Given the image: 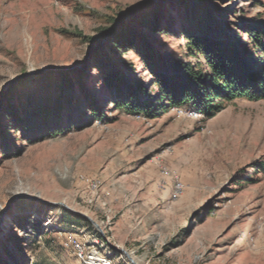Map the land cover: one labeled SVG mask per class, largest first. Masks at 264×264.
<instances>
[{
	"label": "rangeland",
	"instance_id": "obj_1",
	"mask_svg": "<svg viewBox=\"0 0 264 264\" xmlns=\"http://www.w3.org/2000/svg\"><path fill=\"white\" fill-rule=\"evenodd\" d=\"M144 1L0 0V264H79L69 233L112 264H264V99L148 119L105 80L153 99L168 60L203 63L185 34L246 45L264 0H150L103 38Z\"/></svg>",
	"mask_w": 264,
	"mask_h": 264
},
{
	"label": "trees",
	"instance_id": "obj_2",
	"mask_svg": "<svg viewBox=\"0 0 264 264\" xmlns=\"http://www.w3.org/2000/svg\"><path fill=\"white\" fill-rule=\"evenodd\" d=\"M152 5L154 6V2L144 1L139 8L130 11L126 16L113 19L111 26L102 31L103 38L110 41L118 40L115 41L116 44H121L123 35L117 37L115 32L117 28L127 18ZM153 26V23L146 24L150 29ZM249 37L246 45L240 42L235 45L231 42L214 40L205 34H185L188 58H202L203 63L197 62L193 66L188 62L178 63L174 59L168 60V65L174 69V74L167 75L160 68L154 71V83L159 88V92L148 101L137 96V93L143 94L144 90L125 84L124 78L116 73L106 74L105 80L107 86H114L119 92L125 88L123 99L116 104L125 114L154 119L167 114L170 109L185 108L213 118L222 110V103L236 99L252 101L264 99V64L261 67L259 65L260 59H264V28L251 29ZM250 50L258 54H255L257 64L251 62ZM51 73L56 74L65 89L73 88L69 70L62 69ZM93 112L97 118H101L98 111ZM44 127L50 134L59 132L57 126Z\"/></svg>",
	"mask_w": 264,
	"mask_h": 264
},
{
	"label": "built area",
	"instance_id": "obj_3",
	"mask_svg": "<svg viewBox=\"0 0 264 264\" xmlns=\"http://www.w3.org/2000/svg\"><path fill=\"white\" fill-rule=\"evenodd\" d=\"M184 186L176 183L174 186L173 199H177ZM66 245L73 251L79 264H112L109 252L102 251L100 245L93 240L80 242L73 234H67Z\"/></svg>",
	"mask_w": 264,
	"mask_h": 264
}]
</instances>
